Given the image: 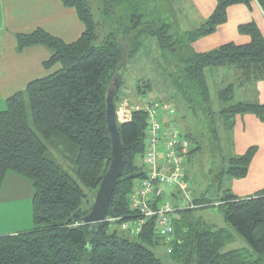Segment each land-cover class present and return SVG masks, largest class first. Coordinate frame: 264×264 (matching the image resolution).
<instances>
[{
    "label": "trees",
    "instance_id": "obj_1",
    "mask_svg": "<svg viewBox=\"0 0 264 264\" xmlns=\"http://www.w3.org/2000/svg\"><path fill=\"white\" fill-rule=\"evenodd\" d=\"M61 1L74 8L85 25L76 41L67 43L42 28L17 35L19 49L41 44L51 50L45 66L60 67L10 96L0 111V191L8 172L27 177L34 189L33 227L0 236V264H163L149 247L161 243L166 244L173 264H264V189L247 198L225 190L214 201L193 192L194 202L204 207L218 203L248 247L227 249L235 239L230 227L193 218L194 209L176 211L170 241L156 233L155 217L147 218L139 231L126 230L124 223L138 218L130 209V196L146 175L142 158L147 116L142 112H136L131 122L119 124L124 165L106 220H84L93 206L85 189L99 188L111 162L107 93L120 66L125 65L126 70L129 59L139 52L142 37L159 38L166 61L178 63L172 77L183 101L196 114L206 110L216 136L217 123L233 133L239 116L254 114L264 121V104L235 100L240 91L264 82V35L256 21L239 26V32L249 37L246 43L230 41L190 54L182 49L186 41L214 34L228 21L229 7L243 4L251 9L256 1L264 12V0H217L209 18L182 36L172 34L167 21L148 12L151 0H99V7L94 0ZM106 24L111 29L101 31ZM221 69L231 76L222 81L215 107L207 71ZM152 91L150 81H141L136 88L138 97ZM27 105L37 132L30 125ZM178 126L191 142L189 156L200 150L191 131ZM51 148L77 153L79 181L55 160ZM257 150L253 145L230 157L219 177H245ZM114 223L124 225L126 234L119 233Z\"/></svg>",
    "mask_w": 264,
    "mask_h": 264
},
{
    "label": "rangeland",
    "instance_id": "obj_2",
    "mask_svg": "<svg viewBox=\"0 0 264 264\" xmlns=\"http://www.w3.org/2000/svg\"><path fill=\"white\" fill-rule=\"evenodd\" d=\"M151 1L152 3L148 7V12H150L153 17L156 16L167 21L170 24L172 34L182 36L185 31L197 28L206 19L204 18V14H200L195 11L196 7H192L188 0ZM94 2L97 7L100 6L99 0H94ZM254 15L256 16L255 13L249 10L244 12L234 11L231 13L230 19L219 28L217 33L215 32L216 34L213 37H209L204 40L201 38L195 42L186 41L184 42L182 49L187 54H190L198 51L212 50L228 41L242 42L244 40V34L242 35L238 31V26L252 19H256L254 18ZM260 25L262 26L261 22ZM111 27V25L106 24L104 27H101L100 30H110ZM160 44V40L157 37L144 36L141 38L139 52L129 59L126 70L123 72L121 79L122 82L119 87L120 99L117 101V104H123L126 100L127 102H136L138 99V94L136 93L138 83L141 81H150L154 90L149 93L150 95L156 96L159 100H162L165 103L175 105L177 109L176 117L182 130L191 131L194 140H196L201 146L200 150L193 152L192 155L186 157L183 161V166L188 177H185L186 182L192 195L190 198L193 200V191L203 193L206 199L213 201L221 196H224L225 190H230V192L235 194L237 197L247 198L256 194V189L264 187V131L259 134V138L249 135L247 132V134H243L236 140L234 133H231L230 130H225L220 123H217L215 127H218V134L216 136V134L212 131L214 126H212L205 117L206 110H199L196 114L193 109L189 108L187 103L184 102L185 100L183 101V96L177 89V86L173 81L174 78L172 77L175 65L178 63L172 61L171 64H169V62L166 61ZM53 67L54 66H52V68ZM45 68L49 69L46 66ZM226 72L227 71L224 69L219 71L214 70V72L211 70L207 71L211 92V103L214 104L215 107L217 105L218 91L223 87L222 81H228V78L231 76ZM139 86L142 87V85ZM263 96L264 93L262 92V94H260L259 91H257V87L255 89L249 88L247 90L240 91V93L236 95L235 100L238 98L242 100H259V98ZM5 107L6 103L4 108ZM27 110L30 125L37 132L33 122L30 105H27ZM245 124L248 130L249 123L247 120L245 121ZM253 144L259 145L257 153L261 151V157H259L254 166H249V170L250 168L251 170L245 177L239 178L229 175L219 177L221 169L223 167H227V160L230 157L243 153L247 147ZM51 151L55 160L73 177H75L76 180H78L75 172V159L77 153L71 150L58 152L54 148H51ZM140 162L142 161L139 160V163ZM30 184L32 186L31 181ZM169 187L173 190H178L180 194L178 185L163 187L164 194ZM97 191L98 189L93 191L87 188L85 189V192L88 195L87 199L89 200V203H94ZM164 194L162 199H164ZM181 196L179 197L181 198ZM10 198L12 197L0 194V226L5 228L2 229V231L9 232L15 229H30L33 226L31 202L29 199L27 202L25 198H21L15 200L18 202L10 203ZM180 198L177 203L172 202L171 204L174 207L179 208L181 204ZM164 200L171 202L169 198ZM217 205L218 203L212 207H204L201 203H195V207L189 209H194L192 214L193 218L204 219L206 222L217 227L227 228L229 226L233 228L226 221L223 211ZM30 221L32 224H29ZM133 222L135 221L131 220V222L124 223V225H130ZM124 225L114 223L113 227L117 228L119 233L121 232L123 234H126V230L132 232L134 231L129 226H126L125 230ZM235 244L237 245L238 243ZM149 247L163 261V264H173L172 261H170V253L166 244L161 243Z\"/></svg>",
    "mask_w": 264,
    "mask_h": 264
},
{
    "label": "crops",
    "instance_id": "obj_3",
    "mask_svg": "<svg viewBox=\"0 0 264 264\" xmlns=\"http://www.w3.org/2000/svg\"><path fill=\"white\" fill-rule=\"evenodd\" d=\"M188 1L192 7H196L195 11H197V13L204 14V18L206 19L209 18L217 5V0ZM248 10L256 14V16L254 15V18L256 19H252L250 21H256L264 35V12L256 1L253 3L251 9L243 4H237L229 7L228 20L230 19L232 12H244ZM260 22L262 26L260 25ZM221 26H219V28ZM39 28L46 30L54 36L60 37L67 43H71L76 41L82 35L85 30V25L80 20L77 11L74 8L66 7L61 0H0V111L4 109L6 100L11 95L24 90L31 81L45 77L60 67V65H56L52 69L45 68L44 64L50 58L51 51L43 45H33L25 47L24 49L18 48V34L31 33ZM216 33L203 37L202 39L204 40L206 38L213 37ZM243 37L244 40L242 42H234L246 43L249 41V37L247 35H243ZM257 91H259L260 94H262V92L264 93V82L258 83ZM250 101H257L264 104V96L259 98V100ZM246 120L249 123L248 130L245 124ZM262 131H264V121L260 120L254 114H246L237 118L233 133L235 139L237 140V138H240L243 134H247V132L249 135L259 138V134H261ZM256 146L259 148V145ZM249 147H247V149ZM256 154L254 156L255 159L253 158L254 161L252 160L250 165H255L259 157H261V151ZM32 187L30 179L27 177L14 172H8L5 176L0 194L11 196L12 198L9 199L10 203L18 202L15 200L25 198L27 202L29 199L32 204L34 190ZM262 189H264V187H259L256 189V192H259ZM193 192L196 195H202L200 192ZM179 195L178 190H173L169 187L164 194V199L169 198L171 202L177 203L180 198ZM29 224H32V222L30 221ZM2 229L5 228L0 226V236L7 234L12 235L18 232L30 230L15 229L13 231L4 232ZM229 230L233 232L235 239L228 245L227 249L248 247V243L245 242V240L236 232L234 228L230 227ZM235 243L238 244L236 245Z\"/></svg>",
    "mask_w": 264,
    "mask_h": 264
},
{
    "label": "built area",
    "instance_id": "obj_4",
    "mask_svg": "<svg viewBox=\"0 0 264 264\" xmlns=\"http://www.w3.org/2000/svg\"><path fill=\"white\" fill-rule=\"evenodd\" d=\"M137 98L136 102L126 100L123 104H116L119 123L131 122L136 112L147 116L142 158L146 175L134 185L129 202L131 211L138 218L125 226L139 231L147 218L155 217L156 233L170 241L174 229L172 217L176 211L195 207L194 200L190 198L192 195L183 166L191 142L183 135L176 122L177 109L173 104L165 103L150 94ZM171 185H178L180 196L182 195L179 208L162 199L163 187Z\"/></svg>",
    "mask_w": 264,
    "mask_h": 264
},
{
    "label": "water",
    "instance_id": "obj_5",
    "mask_svg": "<svg viewBox=\"0 0 264 264\" xmlns=\"http://www.w3.org/2000/svg\"><path fill=\"white\" fill-rule=\"evenodd\" d=\"M125 65L120 66L107 93V130L112 141L111 162L98 188L90 212L85 216L87 223H99L106 220L110 203L124 165V144L119 130L115 94L121 83Z\"/></svg>",
    "mask_w": 264,
    "mask_h": 264
}]
</instances>
